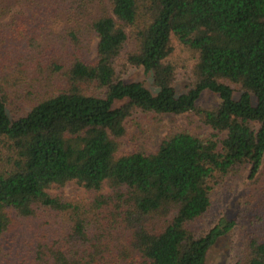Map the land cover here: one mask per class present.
<instances>
[{"label": "trees", "instance_id": "1", "mask_svg": "<svg viewBox=\"0 0 264 264\" xmlns=\"http://www.w3.org/2000/svg\"><path fill=\"white\" fill-rule=\"evenodd\" d=\"M36 17L41 32L30 31ZM133 68L156 93L122 79ZM180 69L191 81L184 94ZM14 89L31 98L17 118ZM206 92L217 107L200 106ZM136 113L193 115L212 132L175 130L154 153L118 157ZM72 183L89 199L50 193ZM239 183L238 221L207 229L216 200ZM19 222L30 233L13 251ZM233 229L242 235L233 264H264V0H0L6 264H206Z\"/></svg>", "mask_w": 264, "mask_h": 264}, {"label": "rangeland", "instance_id": "2", "mask_svg": "<svg viewBox=\"0 0 264 264\" xmlns=\"http://www.w3.org/2000/svg\"><path fill=\"white\" fill-rule=\"evenodd\" d=\"M13 1L16 0H11V2ZM19 9V5H14L11 10V15ZM9 18L7 19L9 20ZM31 22L33 24L30 27V31L33 29L35 31L41 32L42 22L40 19L36 17L35 20H32ZM97 43L98 40L93 38L87 56L88 59L94 60L96 57ZM188 59L189 57L185 54L181 56V62L183 61V63L186 65L189 64ZM122 70L121 64L118 71L121 72ZM187 73L189 72L185 69H180L179 71L175 85L178 94L187 93L191 88V81L189 80V75H187ZM122 74V79L126 82H141L153 93L157 92V89L153 86L151 77L145 75L141 69L133 68L127 73ZM233 88L235 90L234 97L238 99L241 95V92L238 88ZM8 94V112L11 118L20 117L30 110L31 98L29 95H20L15 89L8 91ZM219 103L220 100L218 96L208 92L204 93L201 100L199 101L200 106L203 108H214L217 107ZM127 129L128 135L120 142L118 157L133 153L135 151L154 153L158 150L163 140H165L166 137L175 130L189 131L202 137H207L212 132L210 128L202 125L198 118L193 115L154 116L144 115L142 113H136L128 120ZM235 188L236 189L231 194H228L221 200H216V203L214 204L211 211V216L209 217L206 224L207 229L212 227V225L220 223L222 219L229 221V223L238 221L241 209L240 199L243 190L242 183L236 185ZM109 192L110 190L108 188H106L104 191V193ZM50 193L54 196H60L67 201H82L89 199V193L85 189H82L73 183L61 189L55 188ZM26 225L27 223L24 222H19L17 225H13L14 229L9 234L11 236V245L13 251L15 249V246H13L14 242L18 241V245H23V240L26 241V238L30 233L26 231L28 228ZM0 242L2 243V240ZM241 244V233L239 230L233 229L224 237H222L210 250L206 264H233L235 255L240 249ZM11 254L12 251L9 250V245H5L4 249L2 248V251H0V264H6V261Z\"/></svg>", "mask_w": 264, "mask_h": 264}]
</instances>
